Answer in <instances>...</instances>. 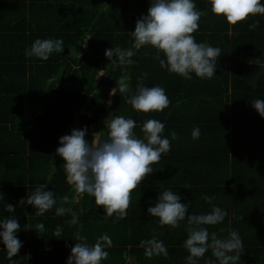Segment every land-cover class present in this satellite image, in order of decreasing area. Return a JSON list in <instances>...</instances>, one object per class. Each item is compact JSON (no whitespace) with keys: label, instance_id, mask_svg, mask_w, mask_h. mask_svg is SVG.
Wrapping results in <instances>:
<instances>
[{"label":"trees","instance_id":"1","mask_svg":"<svg viewBox=\"0 0 264 264\" xmlns=\"http://www.w3.org/2000/svg\"><path fill=\"white\" fill-rule=\"evenodd\" d=\"M193 2L197 10L205 13L199 21L198 31L193 33L196 42H207L221 49L216 75L211 79H201L195 73H191V79H185L170 73L166 67H160L155 48L150 45L135 47L132 31L136 21L147 15L151 0H0V104L7 110L6 116L0 115V125L14 127L12 135L20 143L19 149L16 148L15 152L6 149L1 158L6 162H20L23 174L22 208L13 213L0 208V221L13 217L21 225L16 236L20 240V232H23L24 246L16 256L22 264H28L25 249L35 264H66V260H62L65 247L77 242L75 234L80 230V224L83 225L80 234L88 238L89 244H94L102 234L111 237L114 246L105 249L109 256L102 261L103 264H128L127 258H132L134 264H149L154 257H145L140 241L165 232L170 226L161 227L156 222L159 218L149 215L147 208L154 205L157 192L168 189L180 195L181 203L189 204V214L209 213L213 205L226 210L228 214L223 222L204 227L209 233L215 232L218 238H227L231 230H237L244 244L238 264H264V176L261 181L252 175L245 180L227 177L195 181L181 179L184 175L180 173L179 176L180 168L177 167L179 160L193 162L202 157L209 161L207 167L210 171L222 170L224 164L234 167L241 154L246 153L259 155L256 156L259 163L255 165L259 166L258 174H263L264 117L251 103L264 100V75L253 83L260 67V57L244 52L255 51L264 44V15L249 16L247 20L231 25L224 16L212 13L210 0ZM261 3L264 4V0ZM257 20L259 26L250 29L249 25ZM36 39H63L64 49L67 48L68 52H53L47 61L26 57L25 49L30 48ZM82 43L86 47H80ZM114 47L131 48L135 52L131 58L135 63L125 70L133 90L137 78L147 73L144 84L165 89L170 100L167 108L150 117L127 103V95L119 93L116 84L125 71L113 70L112 62L105 56V50ZM82 53H87V57L78 65V55ZM159 55L166 61L163 52ZM66 62L69 66L61 79ZM100 71L103 73L97 79ZM74 81L78 87L68 89ZM113 88L117 92L109 97ZM25 104L38 106V113L24 117ZM216 107L222 111L216 112ZM110 108L115 110L112 116L123 115L136 121L133 131L139 138H143L142 125L148 119L164 123L165 133L173 130L177 133L178 130L185 138L190 136L188 132L194 127L198 126L202 132L206 127L215 126L217 136L214 139L219 148L215 151L203 148L183 151L171 146L157 164L164 166L163 172L168 173L167 162H175L173 172L158 181L145 178L131 193L127 217L114 223L115 214L107 217L104 208L97 206L94 197L87 193L74 201L76 192L67 180L63 168L65 160L56 171L53 182L47 184L63 159L56 154L60 137L70 135L73 129L86 127V139L90 144L95 133L106 138L104 130ZM176 108L177 119L173 115ZM208 108L214 113L213 120L204 118ZM168 138L171 139L170 135ZM207 151V156H197ZM214 152L218 154L214 155ZM184 154L186 156H182ZM250 164L252 161H248L247 165ZM245 170L250 171V168ZM40 185L53 191L57 200L53 209L43 215H37L33 205L23 203ZM64 195L69 196L70 203L63 207L77 213L81 208L85 210L79 215L77 224L70 223L73 219L71 213L55 214ZM205 195L213 198L211 203L204 200ZM41 223L44 225L43 235L50 239L36 245L28 237L34 236L35 226ZM26 224L32 228L25 229ZM58 226L62 229L60 238L54 237ZM186 227V220L180 222L177 233L181 237L177 240L163 239L165 236L160 234L158 237L165 243L168 254L177 252V264H186L189 255L183 247ZM35 247L41 250L34 256L31 250ZM68 250L70 252L71 248ZM209 260L219 264L211 249L197 260V264H207Z\"/></svg>","mask_w":264,"mask_h":264},{"label":"clouds","instance_id":"2","mask_svg":"<svg viewBox=\"0 0 264 264\" xmlns=\"http://www.w3.org/2000/svg\"><path fill=\"white\" fill-rule=\"evenodd\" d=\"M211 11L217 16H224L226 21L235 25L243 22L249 16L264 15V4L261 0H210ZM205 13L197 10L193 0H151L147 15L141 16L135 25L132 35L135 47L150 45L157 50L156 59L160 67L167 68L170 73L178 74L185 79H191V73L201 79H211L216 75L217 60L221 56V49L213 47L207 42L197 43L193 33L199 29V21ZM259 26V21L249 25L250 29ZM63 39H36L30 48L25 49L26 57H37L47 61L53 52H63ZM163 52L165 59L160 58ZM115 55V59L113 56ZM135 52L131 49L114 47L105 50V56L112 62L113 70L120 68L125 71L128 66L135 63L131 59ZM147 73H142L137 78L134 91L129 87V77L125 71L117 81L119 93L126 94L127 103L134 110L148 113L163 111L170 105V100L165 89L159 85L148 87L144 84ZM117 90L113 88L111 94ZM109 103H111L109 101ZM252 106L264 117V100L257 99ZM107 120V119H106ZM136 121L123 115H114L107 120V137L94 139L90 144L86 139L87 128L73 129L70 135L60 137V147L56 154L61 156L66 163L63 168L67 180L76 193L94 197L95 204L102 206L107 217H113L114 223L127 217V209L131 204V193L138 185L153 173L151 165L159 163L162 154L171 150V141L177 140L175 130L170 132V137L162 135L164 123L157 119H148L142 125L143 138L134 133ZM199 127H194L191 133L193 139H199ZM184 187L189 188L185 185ZM212 197L204 196V200L211 203ZM4 200L0 194V202ZM181 197L171 189L160 193L155 206L147 209L148 214L159 218L161 227L167 225L179 228L180 222L187 221V239L183 247L188 251L186 264H197L199 258L211 249L212 255L219 264H238L244 251V244L237 230H231L227 238H218L215 232L209 233L204 225H216L223 222L227 211L213 205L209 213L189 214V204L181 203ZM23 203L33 205L37 215L53 209L57 204L54 192L46 190L40 185L28 195ZM70 203L69 196L60 198L59 207L55 208L57 216L71 213V224L79 222V215L84 213L81 208L79 213L70 208L63 207ZM10 213L15 211L12 204L4 203ZM243 219V217H241ZM21 225L15 218H6L0 221V239L7 250V257L11 260L19 253L22 241L16 233ZM25 229L32 228L27 224ZM83 225L80 224V230ZM35 229L43 234L44 225L37 224ZM75 234L77 241L71 247V254L67 264H101L109 256L106 248L113 247V241L108 234L99 236L94 244L87 242V237ZM223 231V230H221ZM54 237H62V229L58 226ZM140 247L144 249L146 258L154 256L168 257V250L163 241L153 235L150 239L141 240ZM213 264V261H207Z\"/></svg>","mask_w":264,"mask_h":264},{"label":"crops","instance_id":"3","mask_svg":"<svg viewBox=\"0 0 264 264\" xmlns=\"http://www.w3.org/2000/svg\"><path fill=\"white\" fill-rule=\"evenodd\" d=\"M80 47L84 48V47H86V45L84 43H82L80 45ZM82 54H84V53H82ZM82 54H79L78 58ZM106 60H108L107 57H106ZM259 63H260V61H259ZM102 73H103V71L99 72V77H97V79L100 78ZM61 75H62V73H61ZM262 75H264V74H262ZM111 95L112 94L110 93L109 97H111ZM36 107H38V106H36ZM36 107H32V105H30V104H25L24 105V117H26L27 115L32 117L31 112ZM214 109L216 110V112L222 111V109L219 110L220 108H218V107H216ZM38 111H39V107H38ZM38 111L36 113H38ZM156 112L157 111L148 112L146 115L153 117ZM36 113H35V115H36ZM88 113H90V112H88ZM6 114H7V110L0 104V115L6 116ZM173 115L177 119V108L173 111ZM204 118L207 120H213L214 113L210 108H208L205 111ZM19 123H20V121H19ZM214 125H216V124H214ZM12 131H15V129L10 124H7V126L0 125V194H3V197H4V200L2 202H0V208L5 210L6 208L4 207V203H8V204H12L15 207L14 212H16V209H18V212H19L20 209L22 208V184H23L22 183V176H23L22 166L20 165L21 163L18 161L17 162H15V161L14 162H6L5 160H3L1 158V156H4V154H6V152H5L6 149H14V152H15L16 148H18V149L20 148V143L17 140V138L12 135V133H13ZM215 132H216V127L215 126H209V127L204 128V130L201 132L199 139H193L191 136L192 130H190L188 132V133H190V136L188 138L180 136L179 131L177 130L178 139L172 140L171 146L173 148H181L183 151H185V149H200V148H203L206 150L214 149L213 151H215L219 148V146H216L217 141L214 139V137L217 136V134H215ZM162 135L165 137H169L170 133L169 132H166V133L163 132ZM210 136H212V138H210ZM99 137H101L100 134L95 133L93 135V140L99 139ZM209 151H207L205 153L203 152L202 154H197V156L198 157L207 156ZM192 154H196V153H190V155H192ZM216 154H218V153L214 152V155H216ZM214 155H212V156H214ZM182 156H186V155L184 154ZM243 156H245L246 159H243ZM256 156H259V155H248L246 153H245V155L241 154V159L239 160V162L236 163V165L234 167L233 166L230 167L228 164H227V166H225V164H224L222 170L215 168L214 170L210 171L209 167H207V164L209 163V161L207 159L202 158V157L200 160H193V162H181L179 160L178 161L179 164H177V167L180 168L179 169V176H180V173L182 175H184V176L181 175L182 176L181 179H183V178L187 179L188 178L189 180H195L196 181L197 179L198 180H210V179L216 178V180H219V179H225L227 177L230 179H232L233 177H236L237 180H241V179L245 180L247 177L252 175L255 179L261 181V180H263L262 178L264 176V171L261 170L263 172V174H258L259 166H256L255 163H259V159L256 158ZM261 156H264V155H261ZM248 161H252V164L247 165ZM167 163H168V167H167L168 173L163 172L164 166L161 167L158 164L157 165L153 164L151 166H152L154 172L149 174L145 178L146 179H153V181H158V179H163V177L169 176V173L173 172V169H174L173 167L175 166V162H173V164H171V162L168 161ZM246 167L250 168V171H246L245 170ZM66 177H67V174H66ZM47 184H48V182H47ZM154 193H156V191ZM81 195L82 194L75 193L74 201L76 202L80 198ZM159 195H160L159 192H157L155 194L153 206H155ZM153 206H151V207H153ZM156 222L159 224L158 219ZM20 233H21L20 234V241H22V247L19 249V251L24 246V244H23V232H20ZM159 234L164 235L165 237L163 239H167V240H177L179 237H181V235H179L177 233V228H172V227H169L167 231L159 233ZM159 234L156 233V235L158 237L160 236ZM33 235L34 236L28 237V240H30L33 244H36V245L41 244V241L42 242L43 241H49V239H50V238H48V236H45L43 234H39L37 230H36L35 234H33ZM186 239H187V237L184 238V240H186ZM74 245H75V243L72 244L71 247ZM167 246H171V245L167 244ZM173 246H175L174 248L177 247L176 244ZM71 247H68V248H71ZM68 248L65 247V251H64L65 256L62 257V260L64 259V262L66 260V264H67L68 257L70 256V253H71V251L69 252ZM4 250L7 251L6 248H0V264H22L21 260H19L17 256H15L11 260H9L7 257V254L5 253ZM40 250H41V248L35 247L31 250V252L35 256V255H37L38 251H40ZM25 251L27 252V261L26 262L28 264L29 263L35 264L34 259L32 257H29L30 256V254L28 253L29 251H27V249H25ZM66 255H67V257H66ZM178 256L179 255H177V252H176V254H173V253L169 254L167 258H165L164 256H154V259H151L149 261V264H177V257ZM127 259H128V264H134L132 258H127ZM62 264H65V263H62ZM101 264H103L102 261H101Z\"/></svg>","mask_w":264,"mask_h":264},{"label":"water","instance_id":"4","mask_svg":"<svg viewBox=\"0 0 264 264\" xmlns=\"http://www.w3.org/2000/svg\"><path fill=\"white\" fill-rule=\"evenodd\" d=\"M68 52V49L65 48L62 52V54H66ZM244 53H248V54H252V55H259L260 57V67H259V71L258 73L256 74L254 80H253V83L258 79L259 76H261L262 74H264V44L258 48L257 50L255 51H250V52H244ZM87 57V53H84L82 54L79 58H78V64L81 63V61H84ZM69 65V62H67L65 65H64V68L62 70V75H61V79L64 77V74L66 72V68L68 67ZM78 87V84L74 81L71 85L68 86V89L70 90H73V89H76ZM129 87L130 89L133 90L132 86L129 84ZM134 91V90H133ZM38 111V107H36L32 112H31V116L33 117L35 115V113ZM115 112L114 108H110L108 110V115L109 117L107 118V120H110L111 116L113 115V113ZM105 132L108 131L107 129V124L105 126ZM99 139H101V137H99ZM64 163V159H62L58 165V167L56 168V170L52 173L51 177L49 178L48 180V185H50L52 182H53V179H54V176H55V173L56 171L63 165ZM21 234V233H20Z\"/></svg>","mask_w":264,"mask_h":264},{"label":"built area","instance_id":"5","mask_svg":"<svg viewBox=\"0 0 264 264\" xmlns=\"http://www.w3.org/2000/svg\"><path fill=\"white\" fill-rule=\"evenodd\" d=\"M0 230H2V229H0ZM0 248H5V245L3 244L2 239H0Z\"/></svg>","mask_w":264,"mask_h":264},{"label":"rangeland","instance_id":"6","mask_svg":"<svg viewBox=\"0 0 264 264\" xmlns=\"http://www.w3.org/2000/svg\"><path fill=\"white\" fill-rule=\"evenodd\" d=\"M97 77H99V75Z\"/></svg>","mask_w":264,"mask_h":264}]
</instances>
